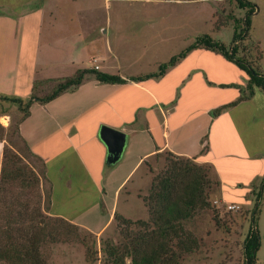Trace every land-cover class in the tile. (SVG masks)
Returning <instances> with one entry per match:
<instances>
[{"label": "crops", "instance_id": "1", "mask_svg": "<svg viewBox=\"0 0 264 264\" xmlns=\"http://www.w3.org/2000/svg\"><path fill=\"white\" fill-rule=\"evenodd\" d=\"M49 9L46 0H0V95L26 102L36 80H48L43 87L61 78H35L38 65L60 57L59 45L66 40L46 37V15L53 16ZM117 68L123 79L155 72L131 74L120 63ZM245 84L234 63L195 48L159 77L104 83L88 75L48 101L33 100L17 136L38 164L29 163L40 176L47 213L102 232L119 204L130 201L132 191L142 192L141 183L151 180L152 161L163 152L210 165L222 196L226 185L234 189L238 184L246 191L256 186L264 174V93L256 89L250 98L214 112L237 100ZM13 112L17 106L0 99V118L10 123ZM103 126L126 136L115 163H107ZM5 145L0 139V169ZM134 176L137 185L129 188ZM62 208L83 210L98 225L54 211Z\"/></svg>", "mask_w": 264, "mask_h": 264}, {"label": "rangeland", "instance_id": "2", "mask_svg": "<svg viewBox=\"0 0 264 264\" xmlns=\"http://www.w3.org/2000/svg\"><path fill=\"white\" fill-rule=\"evenodd\" d=\"M249 1L255 3L256 10L251 15L250 29L244 42L252 47L258 46L261 53L258 65L264 73V0ZM46 7H50L49 10L53 12L51 17L46 15V37L56 35L58 40L60 37L66 40L60 43L59 46H62L59 48L60 57L55 62L48 64L41 61L42 63L37 66L36 79L49 76L68 77L74 75L78 69L84 68L118 74L119 63L123 69L126 68L128 72L130 70L131 74L141 70L156 71L158 62L154 61L166 62L199 35L209 34L229 45L234 25L231 17L227 18L228 14L236 17L245 15L243 9L237 8L235 0H46ZM57 50L56 48L54 51ZM251 53L254 54V50ZM206 54L205 56L213 55ZM140 74L144 73L137 75ZM88 75L92 74L87 73L85 77ZM47 81L36 80L35 88L32 86V93L36 96L50 94L56 83L50 86L44 84L46 87H41L42 83ZM19 115V112H13L10 123L0 118V125L4 128L0 130V139H5L6 145L18 152L27 164L31 163L38 168L36 159L13 131ZM8 124L11 129H8ZM254 162L256 165L259 164V161ZM164 167L163 152L151 163V179ZM209 174L213 178L211 171ZM137 181L138 177L134 176L127 186L131 188L137 185ZM150 183L151 180L141 183L140 187L142 189L145 187L142 192L132 191L131 200L120 203L116 212L132 220H146L148 212L142 198L147 194ZM256 186H251L246 191L238 184H235L234 189L226 185L223 196L220 194V188L212 186L209 190V200L213 207L214 200L223 198L227 203L235 201L240 208L227 212L219 203L221 209H218V214L223 219L220 225L214 221L211 209H204L185 220V226L200 238L201 245L197 251L185 255L181 264L241 263V245L251 225L250 213L255 205L253 190ZM29 190L32 189L29 188L27 192ZM34 191L40 195L28 193L21 198L30 202L28 205L30 209L39 207L44 212L41 187ZM17 192L18 189L15 188L14 193ZM136 194L140 198L135 196ZM54 211L74 215L80 221L89 219L92 225H98L90 216L87 218L83 215V210L62 208ZM257 228L260 234L257 264H264V198L259 205ZM121 229L120 224L114 219L99 233L80 226L78 240L49 245L48 264H110L103 252L104 246L122 242ZM126 264H129V259H126Z\"/></svg>", "mask_w": 264, "mask_h": 264}, {"label": "trees", "instance_id": "3", "mask_svg": "<svg viewBox=\"0 0 264 264\" xmlns=\"http://www.w3.org/2000/svg\"><path fill=\"white\" fill-rule=\"evenodd\" d=\"M235 3L237 8L245 11V15L236 17L228 14L227 18L231 17L230 20L234 25L229 45L214 39L209 34H202L166 62L159 64L155 72L129 76L126 79L140 81L162 76L192 49L203 48L218 53L234 63L246 77V84L243 88H239L240 94L237 100L216 108L214 110L216 114L250 98L256 89L264 93V73L258 65L261 53L257 45L252 47L244 42L248 36L251 15L255 12L256 5L249 0H235ZM252 50L254 54L251 53ZM87 73L92 74L99 82L126 81L118 74L84 68L78 69L72 76L58 79L50 94L36 96L32 93L26 102L20 97L0 95V99L15 104L20 113L13 126L14 133L18 132L19 122L28 116L33 100L45 102L64 91L74 89L82 83ZM33 87L35 88V83ZM2 129L4 128L0 125V130ZM8 129H11L10 125ZM24 145L28 149L25 143ZM164 156L165 167L152 177L147 194L142 198L148 212L147 219L132 220L114 212L113 219L122 227L123 241L104 246L103 252L106 261L110 264H126V259H129V264H181L185 255L197 251L201 245L200 238L185 226L184 221L204 209H211L216 224L220 225L223 222L218 214L220 207L218 205L213 207L209 200V190L215 185V180L209 174L211 166L199 164L191 158L171 152H164ZM39 187V174L18 152L5 145L0 169V262L48 264L49 245L79 239L80 226L63 217L47 213L49 210L46 208L44 212L39 207L30 209L28 206L30 202L21 198L28 193H33L34 196L36 193L40 195L34 191ZM15 188L18 189L17 193H14ZM29 188L32 190L27 192ZM253 194L255 205L250 213L251 225L241 245L240 264H257L256 254L260 247L257 218L260 202L264 198V174Z\"/></svg>", "mask_w": 264, "mask_h": 264}, {"label": "water", "instance_id": "4", "mask_svg": "<svg viewBox=\"0 0 264 264\" xmlns=\"http://www.w3.org/2000/svg\"><path fill=\"white\" fill-rule=\"evenodd\" d=\"M100 137L107 146V163H115L121 157L126 140L125 134L116 129L103 126Z\"/></svg>", "mask_w": 264, "mask_h": 264}, {"label": "built area", "instance_id": "5", "mask_svg": "<svg viewBox=\"0 0 264 264\" xmlns=\"http://www.w3.org/2000/svg\"><path fill=\"white\" fill-rule=\"evenodd\" d=\"M213 203L215 205H218L219 203H221L226 211H236V210H238L240 208V206L238 204H236V203H227L226 201H223V199H216V200L213 201Z\"/></svg>", "mask_w": 264, "mask_h": 264}]
</instances>
